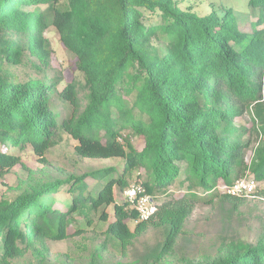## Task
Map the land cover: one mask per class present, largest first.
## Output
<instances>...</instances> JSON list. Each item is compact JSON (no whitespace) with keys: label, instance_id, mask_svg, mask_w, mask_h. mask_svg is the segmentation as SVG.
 Segmentation results:
<instances>
[{"label":"trees","instance_id":"1","mask_svg":"<svg viewBox=\"0 0 264 264\" xmlns=\"http://www.w3.org/2000/svg\"><path fill=\"white\" fill-rule=\"evenodd\" d=\"M65 1L0 0V177L23 166L27 152L45 162L64 134L80 158L123 161L49 179L32 172L18 183L14 199H0V264H264V224L250 242L227 233V220L209 250H190L185 198L166 196L133 230L127 221L136 211L116 202L137 170L148 193L177 182L230 186L247 170L264 176V0H246L254 19L242 24L231 9L197 14L177 0ZM50 26L73 53L81 81L50 75ZM250 111L256 122L238 126ZM123 129L143 137L140 150L119 140ZM221 190L222 217L245 197ZM62 193L68 202L56 198ZM108 206L114 219L86 260L51 251V241L83 235L75 213L95 227L89 215L107 221ZM151 228L159 240L124 259Z\"/></svg>","mask_w":264,"mask_h":264},{"label":"rangeland","instance_id":"2","mask_svg":"<svg viewBox=\"0 0 264 264\" xmlns=\"http://www.w3.org/2000/svg\"><path fill=\"white\" fill-rule=\"evenodd\" d=\"M62 1L64 2L65 0ZM177 3L180 7L189 9L197 14H207L212 8L215 10L231 9V11L237 15L241 24L243 22H250L254 19L253 16L248 15L251 6L246 3V0H177ZM44 35L47 37L50 47L52 48L50 63L51 67L55 70L51 71L50 75H62V78L67 81H81L82 73L74 64V55L64 47L58 30L54 26H50L45 30ZM19 74H21V71H19ZM254 118L252 111L244 112L241 116L236 118V124L238 126L243 125L244 127H251L253 122H256ZM121 136L122 137L119 138L121 142H124V139H128L132 147L136 150H140L144 145L143 137L131 133L128 129H123L121 131ZM250 136L253 145L257 143L254 142L257 140L255 135L251 133ZM74 143V139L68 134H64L62 140L51 146L45 153V162L33 152L24 154L22 156L23 166L18 164L9 173L0 177V199H14L19 192L16 185L25 180L32 172L35 179H49L52 176L62 175V173L67 171L82 173L104 166H118L123 161L120 158H80L75 154L73 147ZM12 150L13 149H11V151ZM252 158L253 151L249 149L246 155V163L248 166L252 163ZM244 177L252 180L258 191L264 190V176L256 178L251 171L247 170ZM143 178V170H137L134 172L129 184L135 181L140 182ZM87 182L92 185L96 183L92 179H87ZM186 185H179L177 182L169 189H156L153 190L152 193L149 192V194L154 197L157 203L171 194L177 198H185L192 205V211L185 222L186 233L189 235L190 239L194 241V244H190V250L196 248L209 250L211 244L221 234V231H224V225L227 220H229L228 226L230 227L227 233L231 232L230 229L234 230L240 238L246 241H254L261 233L264 224V194L260 193V195L245 197L243 200L237 202V205L230 215L221 217L218 203H223V200H221V196L223 195L221 189H223V187L220 188V183L219 187L216 188H203L200 186L187 188ZM122 192L123 190L116 192L117 203L124 202ZM56 198L64 200V202L69 201L65 193L59 194ZM234 202L235 201H232V203ZM105 211L108 213L107 221L99 220V212L93 211L89 215L95 227L86 223L88 218L75 213V222L73 226L83 227V235L74 237L73 239L56 242L51 241V251L69 253L71 256L86 260L94 245L104 240V231L107 228L108 222L114 219L112 206L105 208ZM136 222L137 219L127 221L130 230L134 229ZM71 229L72 228H70V230ZM160 235V230L148 229L123 250V254H126L124 259H133L137 257L139 253H142L158 241ZM111 248H113L117 256L120 255V252L116 251L114 246ZM20 262L21 264L24 263L23 260Z\"/></svg>","mask_w":264,"mask_h":264},{"label":"built area","instance_id":"3","mask_svg":"<svg viewBox=\"0 0 264 264\" xmlns=\"http://www.w3.org/2000/svg\"><path fill=\"white\" fill-rule=\"evenodd\" d=\"M223 189L230 195L238 197L252 196L256 185L252 180L245 177L236 180L230 186H224ZM124 202L127 207L132 208L137 213V220H146L157 210V201L138 181L129 184L123 189Z\"/></svg>","mask_w":264,"mask_h":264}]
</instances>
